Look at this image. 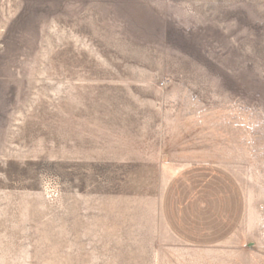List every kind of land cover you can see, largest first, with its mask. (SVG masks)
<instances>
[{
  "label": "rangeland",
  "instance_id": "1",
  "mask_svg": "<svg viewBox=\"0 0 264 264\" xmlns=\"http://www.w3.org/2000/svg\"><path fill=\"white\" fill-rule=\"evenodd\" d=\"M201 161L244 195L211 246L160 212ZM0 264H264V0H0Z\"/></svg>",
  "mask_w": 264,
  "mask_h": 264
},
{
  "label": "crops",
  "instance_id": "2",
  "mask_svg": "<svg viewBox=\"0 0 264 264\" xmlns=\"http://www.w3.org/2000/svg\"><path fill=\"white\" fill-rule=\"evenodd\" d=\"M244 195L236 177L212 162H195L177 170L166 182L160 212L180 241L211 246L232 235L244 213Z\"/></svg>",
  "mask_w": 264,
  "mask_h": 264
}]
</instances>
